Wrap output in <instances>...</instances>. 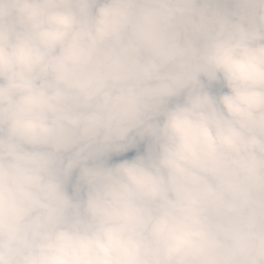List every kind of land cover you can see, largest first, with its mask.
Segmentation results:
<instances>
[{
	"label": "clouds",
	"instance_id": "9594fccd",
	"mask_svg": "<svg viewBox=\"0 0 264 264\" xmlns=\"http://www.w3.org/2000/svg\"><path fill=\"white\" fill-rule=\"evenodd\" d=\"M0 264H264V0H0Z\"/></svg>",
	"mask_w": 264,
	"mask_h": 264
},
{
	"label": "rangeland",
	"instance_id": "374dc122",
	"mask_svg": "<svg viewBox=\"0 0 264 264\" xmlns=\"http://www.w3.org/2000/svg\"><path fill=\"white\" fill-rule=\"evenodd\" d=\"M211 91L214 94H220L221 92L227 91L226 88L223 87V84H214L211 88ZM148 141L145 140L143 142H138L137 145L131 149H129L127 152L120 153V154H111L106 160V163L109 165L119 163L126 159L134 158L136 155L143 154L146 148ZM72 178L69 182L68 191L70 194H72L73 186L75 185V182H71Z\"/></svg>",
	"mask_w": 264,
	"mask_h": 264
},
{
	"label": "trees",
	"instance_id": "16d2710c",
	"mask_svg": "<svg viewBox=\"0 0 264 264\" xmlns=\"http://www.w3.org/2000/svg\"><path fill=\"white\" fill-rule=\"evenodd\" d=\"M76 175H77V173H76V172H74V173H73V176H72V181H73V182H75V181H76ZM72 181H71V182H72Z\"/></svg>",
	"mask_w": 264,
	"mask_h": 264
}]
</instances>
